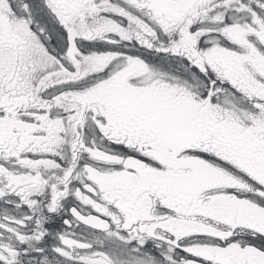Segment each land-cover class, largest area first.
Returning a JSON list of instances; mask_svg holds the SVG:
<instances>
[{
  "label": "snow or ice",
  "instance_id": "1",
  "mask_svg": "<svg viewBox=\"0 0 264 264\" xmlns=\"http://www.w3.org/2000/svg\"><path fill=\"white\" fill-rule=\"evenodd\" d=\"M0 264H264V0H0Z\"/></svg>",
  "mask_w": 264,
  "mask_h": 264
}]
</instances>
